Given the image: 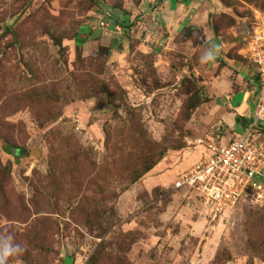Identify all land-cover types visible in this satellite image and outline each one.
<instances>
[{
    "label": "rangeland",
    "instance_id": "1",
    "mask_svg": "<svg viewBox=\"0 0 264 264\" xmlns=\"http://www.w3.org/2000/svg\"><path fill=\"white\" fill-rule=\"evenodd\" d=\"M211 2L218 35L264 22V0ZM148 7L0 0V233L24 248L8 264H264V207L212 221L174 189L208 156L206 44L200 29H152ZM161 151L160 182L131 183Z\"/></svg>",
    "mask_w": 264,
    "mask_h": 264
},
{
    "label": "crops",
    "instance_id": "2",
    "mask_svg": "<svg viewBox=\"0 0 264 264\" xmlns=\"http://www.w3.org/2000/svg\"><path fill=\"white\" fill-rule=\"evenodd\" d=\"M214 9L211 0H149L147 21L152 29L169 35L187 27L200 29L206 44L203 55L209 48L219 49L214 61L198 60L196 72L203 89V118L209 125L206 131L212 135L209 138L227 143L244 133L251 123L260 97V81L258 68L246 52L250 36L235 30L227 36L218 35L211 24ZM260 142L264 146V129ZM160 170L161 165L149 173L154 184L161 180ZM139 186L143 183L136 185Z\"/></svg>",
    "mask_w": 264,
    "mask_h": 264
},
{
    "label": "built area",
    "instance_id": "3",
    "mask_svg": "<svg viewBox=\"0 0 264 264\" xmlns=\"http://www.w3.org/2000/svg\"><path fill=\"white\" fill-rule=\"evenodd\" d=\"M246 52L258 68L260 81V97L251 123L230 142L205 140L208 156L180 173L174 182L175 190L188 188L198 193L212 221L243 203L264 207V146L260 142L264 129V22L254 28Z\"/></svg>",
    "mask_w": 264,
    "mask_h": 264
},
{
    "label": "clouds",
    "instance_id": "4",
    "mask_svg": "<svg viewBox=\"0 0 264 264\" xmlns=\"http://www.w3.org/2000/svg\"><path fill=\"white\" fill-rule=\"evenodd\" d=\"M218 52L219 49L209 48L205 55L199 57L200 63L214 61ZM23 251V246L20 243L15 242L13 233H0V264H8L10 258L20 255Z\"/></svg>",
    "mask_w": 264,
    "mask_h": 264
},
{
    "label": "trees",
    "instance_id": "5",
    "mask_svg": "<svg viewBox=\"0 0 264 264\" xmlns=\"http://www.w3.org/2000/svg\"><path fill=\"white\" fill-rule=\"evenodd\" d=\"M97 5L99 6V2H97ZM129 23V18L127 15L124 16L123 21H120L119 19L115 18V24L116 26H120L122 28V30L124 32H127L130 30V26H127L126 24ZM9 32L12 30L11 28L7 29ZM100 51H105V52H109L108 48L106 47H100L99 48V52ZM23 150V149H20ZM164 157V152L161 151L159 154V157L157 159V161H152L151 164L146 165L145 167H143L140 170L134 169L133 171H131L130 173V180L131 183L135 184L136 182H138L140 179H142L146 174H148L149 172H151L158 164L159 162L163 159ZM94 263V261H93Z\"/></svg>",
    "mask_w": 264,
    "mask_h": 264
}]
</instances>
